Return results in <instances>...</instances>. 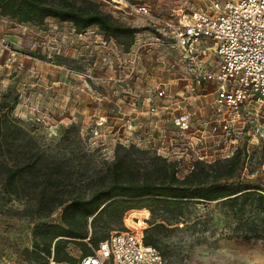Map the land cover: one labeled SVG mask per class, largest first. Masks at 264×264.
Instances as JSON below:
<instances>
[{
	"label": "rangeland",
	"instance_id": "374dc122",
	"mask_svg": "<svg viewBox=\"0 0 264 264\" xmlns=\"http://www.w3.org/2000/svg\"><path fill=\"white\" fill-rule=\"evenodd\" d=\"M45 1L60 6V0ZM69 1L139 29L150 24L114 0ZM130 1L149 5L160 17L182 6L205 8L213 0ZM130 50L106 40L97 26L78 34L72 24L55 18L35 25L0 15V264H40L44 253L42 246L35 247L36 229L43 223L61 222L66 204L108 186L115 169L123 181H158L161 169L172 163L180 179L190 175L192 167L224 172L229 162L223 160L228 158H219L218 138L210 125L203 124L213 116L217 81L205 83L202 96H192L187 104L194 115L192 132L180 138L166 115L162 123L152 124L142 100L159 83L183 89L182 81L175 78L185 71L184 64L175 53L152 49L130 74ZM136 95L140 100L134 104ZM160 131L165 139L151 137ZM196 134L205 137L202 143ZM262 134L264 122H256L241 135L238 145L245 157L228 182L264 189ZM200 155L206 161H195ZM15 169L20 173L11 179L8 170ZM174 213L162 219L146 208L132 209L120 223L101 228L99 222L95 229L106 238L115 232L142 231L144 242L162 252L165 264H264V238H241L253 224L252 211L239 221L222 200H192L183 215ZM142 219L146 226L137 229L135 224ZM83 243L71 241L67 246L77 264L86 249L98 246L88 239ZM49 264H58L54 255Z\"/></svg>",
	"mask_w": 264,
	"mask_h": 264
},
{
	"label": "built area",
	"instance_id": "2783aa9c",
	"mask_svg": "<svg viewBox=\"0 0 264 264\" xmlns=\"http://www.w3.org/2000/svg\"><path fill=\"white\" fill-rule=\"evenodd\" d=\"M114 1L120 8L150 21L147 29H139L135 35L129 52L130 74L136 72L139 60L152 49L168 55L175 53L184 64L185 71L175 78L182 81L183 89L174 90L168 83H159L143 98L152 124L162 123L166 115L178 136L187 137L194 122L187 104L192 96L203 95L205 83L217 81L211 101L213 116L203 124L210 125L213 136L218 138L219 158L234 156L244 131L253 129L256 122H264V0H213L205 8L182 6L160 17L147 4ZM137 97L134 96V104L140 100ZM151 137L166 138L161 131L158 135L152 132ZM195 137L201 143L205 139L203 135ZM199 160L206 158L200 155L195 161ZM165 262L162 252L146 245L143 232L136 230L111 234L92 247L80 264Z\"/></svg>",
	"mask_w": 264,
	"mask_h": 264
},
{
	"label": "trees",
	"instance_id": "16d2710c",
	"mask_svg": "<svg viewBox=\"0 0 264 264\" xmlns=\"http://www.w3.org/2000/svg\"><path fill=\"white\" fill-rule=\"evenodd\" d=\"M60 6L48 4L45 0H0V15L8 17L19 24H44L48 18H55L62 23H70L75 32L82 34L92 26H97L106 40H114L126 51L130 50L139 28L126 23H119L106 13L95 9L77 8L69 0H60ZM2 117L0 115V156L3 152ZM244 150L238 149L231 158L224 172H211L194 169L190 175L180 179L174 163L160 171V180L136 181L121 180L122 173L115 169L111 183L94 192L88 198H76L63 207L61 222L43 223L34 232L35 247L44 256L40 264H49L54 255L58 264H77L67 250L71 241L85 246L83 240L88 239L97 245L106 240V235L98 234L95 227L102 222L103 227L117 224L132 209L146 208L155 218H166V214L175 212L176 216L184 214L185 205L192 200L204 202L224 201L242 220L249 210L256 216L253 224L241 238L244 240L264 238V189L249 184L228 182L242 164ZM217 162V161H216ZM220 162V161H218ZM19 170H8L11 179L19 175ZM227 179L226 183H216ZM63 206L64 204L61 203ZM145 213L142 214L144 216ZM146 216V215H145ZM247 223V221L245 220ZM146 226L145 221L135 224L137 229ZM92 228V233L89 231ZM150 245L149 241L144 242ZM54 250V251H53ZM91 253L86 249L84 255Z\"/></svg>",
	"mask_w": 264,
	"mask_h": 264
}]
</instances>
